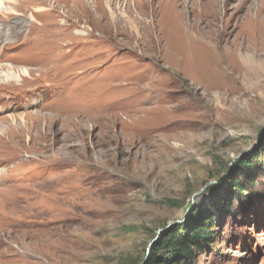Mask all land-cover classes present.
<instances>
[{"label":"rangeland","instance_id":"1","mask_svg":"<svg viewBox=\"0 0 264 264\" xmlns=\"http://www.w3.org/2000/svg\"><path fill=\"white\" fill-rule=\"evenodd\" d=\"M240 2L0 0V264H145L199 210L219 232L199 264H264V75L225 51L264 0ZM45 29L57 68L16 64Z\"/></svg>","mask_w":264,"mask_h":264},{"label":"bare ground","instance_id":"2","mask_svg":"<svg viewBox=\"0 0 264 264\" xmlns=\"http://www.w3.org/2000/svg\"><path fill=\"white\" fill-rule=\"evenodd\" d=\"M34 1L37 2V0H34ZM78 1L81 2L82 0H78ZM105 1L106 0H93V3L96 4L97 7H102L104 9ZM127 1L128 2L134 1L136 3L139 2V4H142V5L146 3L151 5L152 2H155L157 0H127ZM179 1H182V0H179ZM111 2H114V0H111ZM240 3H242V5L247 4L248 0H241ZM40 12L41 13L39 15L44 18H47L48 16H51L53 14L52 11H47V10H41ZM255 15H256L255 24L252 30L250 31V33L248 32V34L246 33H243V35L241 34L238 37L237 44H235L236 46L234 45L235 48L234 49L226 48L225 50L227 53L226 55L229 56L228 58L231 59L229 61L230 64L228 65L229 66L228 68L231 70L234 69V73L232 75L243 77L245 80L246 79L248 80L258 79L260 78V76L264 75V72L258 71L260 67L258 61L262 59L261 57L262 55H259V53L264 51V7L260 6L258 9H256ZM51 34L52 32H49L48 29H45L44 32H42L41 34H38V37L36 36L37 37L36 39L33 38V40L31 41L30 39L27 40L29 37L28 36L25 39V41L27 40L26 42L27 46H30V45L31 46L28 47L27 48L28 50L24 52V53L29 54L28 57L23 58L22 56L18 55L16 57L10 56V58L16 64L30 63L32 61L33 65L36 64L39 66H43L41 68L44 70L47 69L46 74L47 72L48 73L52 72V70H50L49 68L56 69L57 66L55 65V63H57L58 60H62L65 56V51L63 49V45L61 42V40H63L62 37H65V35L59 36L56 34H53V35ZM49 44H52V45L49 46ZM9 50H12V49H9ZM228 58L226 59L229 60ZM54 61L56 62L53 63ZM12 75H14V73H12ZM21 76H25L29 78L24 81V84L29 81L30 83H28V85L31 87L34 86L37 82L40 83V80L43 79V74L40 75V78L38 80L34 79L32 77V72L29 71L28 68L23 69V73H21ZM53 77L57 79L58 75L57 76L53 75ZM231 81H232V78H231ZM47 110L51 111V109H47ZM47 116H49V114Z\"/></svg>","mask_w":264,"mask_h":264},{"label":"trees","instance_id":"3","mask_svg":"<svg viewBox=\"0 0 264 264\" xmlns=\"http://www.w3.org/2000/svg\"><path fill=\"white\" fill-rule=\"evenodd\" d=\"M249 156L251 155L244 157L240 166H254L256 158H248ZM248 159L251 161L245 164ZM240 178L241 176L239 180ZM256 183L254 179L250 184L255 186ZM237 184V191H231L223 201L226 211L234 208L248 191L247 184ZM209 190L214 192L215 187L212 186ZM196 213L192 223L176 224L164 232L161 239L153 245L145 264H199V256L205 255L218 242L219 232L215 217L209 211L199 210Z\"/></svg>","mask_w":264,"mask_h":264},{"label":"water","instance_id":"4","mask_svg":"<svg viewBox=\"0 0 264 264\" xmlns=\"http://www.w3.org/2000/svg\"><path fill=\"white\" fill-rule=\"evenodd\" d=\"M212 184V183H211ZM207 188V186L204 188V190Z\"/></svg>","mask_w":264,"mask_h":264}]
</instances>
